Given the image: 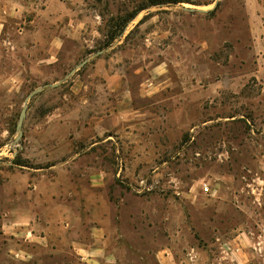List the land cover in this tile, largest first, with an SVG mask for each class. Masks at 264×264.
Segmentation results:
<instances>
[{
  "label": "rangeland",
  "instance_id": "rangeland-1",
  "mask_svg": "<svg viewBox=\"0 0 264 264\" xmlns=\"http://www.w3.org/2000/svg\"><path fill=\"white\" fill-rule=\"evenodd\" d=\"M187 1L112 46L110 18L142 0L99 1L72 63L1 47L0 264H87L72 241L95 225L113 233L96 264H264V0Z\"/></svg>",
  "mask_w": 264,
  "mask_h": 264
},
{
  "label": "crops",
  "instance_id": "crops-1",
  "mask_svg": "<svg viewBox=\"0 0 264 264\" xmlns=\"http://www.w3.org/2000/svg\"><path fill=\"white\" fill-rule=\"evenodd\" d=\"M99 1L101 0H0V52L4 44L10 46L17 43L25 47L26 42H35L45 44L46 56L42 61L66 60L72 63L82 48L86 50L98 42L95 35L104 24V18L97 9ZM144 11L145 14H142ZM154 17L152 7L139 11L110 45L118 38L121 42L131 25L143 26ZM92 52L87 50L85 56ZM104 76L108 91L121 94L128 101L129 94L122 87L121 73L106 70ZM140 92L148 93L142 90ZM127 112L128 109L125 116L121 114L113 117L115 125H120L125 118H129ZM110 233L96 225L92 226L89 240L83 241L77 236L72 241V247L77 255H83L87 259V264H96L98 260L93 255L109 252L112 237ZM158 256L162 264H171L170 257L165 256L163 251H159Z\"/></svg>",
  "mask_w": 264,
  "mask_h": 264
},
{
  "label": "trees",
  "instance_id": "trees-1",
  "mask_svg": "<svg viewBox=\"0 0 264 264\" xmlns=\"http://www.w3.org/2000/svg\"><path fill=\"white\" fill-rule=\"evenodd\" d=\"M181 2H188L187 0H142V2L139 4V6H136L134 10H132L130 13L121 16H115L110 18L109 26H112L113 32L110 35L109 38V44L110 45L114 39L120 35L123 32L124 27L127 25V23L135 17V15L139 12L142 11L143 9H147L153 6H161L165 4H177ZM148 16H146L147 18ZM15 163L17 164H22L20 160H16Z\"/></svg>",
  "mask_w": 264,
  "mask_h": 264
},
{
  "label": "water",
  "instance_id": "water-1",
  "mask_svg": "<svg viewBox=\"0 0 264 264\" xmlns=\"http://www.w3.org/2000/svg\"><path fill=\"white\" fill-rule=\"evenodd\" d=\"M189 11H194L195 9L194 8H185ZM201 11H204V12H207V10H201ZM87 62V60H84L80 65H78L77 67H80L82 65H84L85 63ZM76 71V68L72 69L66 77H69L70 75H72L74 72ZM60 83L57 82V83H46L44 84L43 86L41 87H38L36 88L33 92H31L26 98H25V103H27L35 94L41 92L44 88L46 87H57ZM27 109H28V106L27 104L22 108L21 112H20V116H19V120H18V123H17V129H18V136L16 138V141L18 142L22 136H23V123H24V119H25V116L27 114Z\"/></svg>",
  "mask_w": 264,
  "mask_h": 264
},
{
  "label": "built area",
  "instance_id": "built-area-1",
  "mask_svg": "<svg viewBox=\"0 0 264 264\" xmlns=\"http://www.w3.org/2000/svg\"><path fill=\"white\" fill-rule=\"evenodd\" d=\"M204 191L205 192H210L211 191L210 190V186L208 184L204 186Z\"/></svg>",
  "mask_w": 264,
  "mask_h": 264
}]
</instances>
